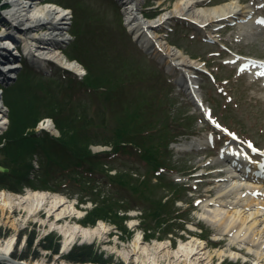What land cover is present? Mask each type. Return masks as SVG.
<instances>
[{
    "label": "rangeland",
    "instance_id": "1",
    "mask_svg": "<svg viewBox=\"0 0 264 264\" xmlns=\"http://www.w3.org/2000/svg\"><path fill=\"white\" fill-rule=\"evenodd\" d=\"M6 1L0 0V18ZM176 1L166 0L163 7L167 9L162 11L157 0H144L137 15L154 19L171 10ZM226 1L205 3L210 6ZM119 2L57 0L70 8L66 26L69 33L65 31L68 39L58 44L63 55L79 58L84 64L95 59L96 66L93 62L90 66L93 77L100 76L98 67H108L113 76L108 79V89L102 86L105 78L101 76L97 79L100 82L88 84L87 70L76 73L58 63L31 68L24 59L13 71L3 65L10 61L8 58L0 61V74L7 72L3 78L6 81H0L5 85L0 101L13 103L18 113L29 114L32 109L39 118L32 138L42 143V148L38 146L19 158L12 151L0 149V165L8 168L7 172L0 171L6 175L0 190L20 196L28 191L61 195L67 201L61 209L75 207L79 214L57 222L29 210L13 213L0 205V244L14 239L9 252L0 253V257H7L0 258V262L13 264L8 258H14L28 264H151L154 260L157 264H220V259H225V264H264L263 190L257 187L258 179L250 176L242 186L236 183L238 186L224 190L232 179L219 160L231 137L239 143L234 147L244 161L254 166L260 162L264 170L263 80L252 81L249 73L238 70L237 63H228L232 56L264 60V29L256 27L241 35L237 26L226 23L215 31L219 36L213 41L206 37V29L176 18L155 30L166 33L171 44L206 66L192 72L198 86L196 93L201 97L197 100L166 66L156 61L145 44L141 46L131 30L135 22L127 24L126 10L123 14ZM238 2L260 5L256 15L264 13V0ZM77 24L81 27L78 49L73 36ZM96 28L99 32H94ZM121 60H126L128 70L144 66L146 70L149 66L156 74L157 91L145 98L148 104L140 112L132 108L128 97L118 95L117 90L113 93L117 84L114 79L122 72ZM151 103L153 106L146 108ZM6 108L8 120L11 112ZM27 114H21L22 119ZM60 114L65 116L63 125L69 128L68 135L73 134L79 146L97 154L92 161L75 166L73 160L62 156L64 153L54 154L43 141L42 131L50 137H61L55 122ZM8 122L0 127V141L7 136ZM47 123L53 124L54 131L44 128ZM120 131L132 135L123 148L117 146L116 134ZM193 139L197 141L189 144ZM154 145L158 147L154 154L157 161L149 165L143 151ZM241 145L261 154L262 160H256ZM102 207L104 218L99 215L91 224L87 212ZM66 222L85 227L103 223L106 230L92 239L78 236L66 250L64 234L57 228ZM52 234L58 239L57 253L48 248L51 240L47 238ZM138 238L142 247L134 249L133 241ZM156 243L163 245L160 250H155ZM232 244L244 250H231ZM78 245L94 247L92 262L67 260ZM14 253L28 255L29 259L15 258ZM212 257H216L215 263Z\"/></svg>",
    "mask_w": 264,
    "mask_h": 264
},
{
    "label": "bare ground",
    "instance_id": "2",
    "mask_svg": "<svg viewBox=\"0 0 264 264\" xmlns=\"http://www.w3.org/2000/svg\"><path fill=\"white\" fill-rule=\"evenodd\" d=\"M43 0H7L2 8L1 24L3 27L0 32H3V40H0V61L7 59L8 56H14L17 60V54L12 53L8 47L14 44L11 38H20L24 41L25 46H28L31 54L29 55L31 63L39 65V61L42 64L58 63L60 67L64 69H70L76 73H85L86 69L77 60L66 58L63 55L61 47H56L55 53H51L49 45L59 44L65 42L68 37L65 34L68 16L67 9L63 10V5L54 4L55 2H42ZM52 1V0H51ZM144 0H120V7L124 8L123 14L126 10V16L128 18L127 24H135L131 26V30L135 32L137 39L141 46L145 44L148 47L147 51L158 61L166 66V69L176 76L177 80L186 87V90L200 99L197 95V85L192 75L193 69H204L206 66L199 63V61L190 58L179 46L171 44L166 39V33L156 32L155 30L163 27L165 24L174 21L176 18L187 20L189 23H193L196 26L202 27L207 30V38L209 40H216L218 33H215L218 29L226 26V23L237 26L241 31V35L247 34L251 29L256 27L264 29V13L256 15V12L260 11L261 6L255 5H241L238 0H229L222 3L206 6L205 0H177L173 8L163 14L158 15L154 19H146L142 15L137 14L141 11V3ZM160 5L159 8L166 10L167 7H163V3L166 0H157ZM260 1V0H258ZM42 4V5H37ZM54 4L56 7H52ZM51 5V6H50ZM53 5V6H54ZM4 13V14H3ZM141 14V13H140ZM0 27H2L0 25ZM15 29H19L16 33H10L11 37L4 38L9 35V31L12 32ZM212 29V30H211ZM7 30V31H6ZM249 30V31H248ZM69 33V30H68ZM9 38V39H8ZM53 46V45H51ZM58 48V49H57ZM33 54V55H32ZM37 58V59H35ZM228 63H237V68L241 73H249L251 80L257 82L263 80L264 85V60L252 59L250 57H242L236 59L232 56ZM11 61L4 63L6 67H10ZM201 100V99H200ZM7 105L4 101H0V127L3 126L7 120ZM6 117V119H5ZM49 131H54L52 123L44 125ZM228 147L223 149L220 153L222 163L226 165L225 173L227 177H232V181L224 187V190L234 188L236 183L244 184L249 176L258 179L257 187L261 188L264 194V171H258L257 167L260 162L255 163L254 166L244 161L238 152H236L235 145H239L236 140L231 137ZM205 140V139H203ZM197 141L191 140L189 144ZM243 149L249 150L251 156L256 157L258 161L262 160L263 156L254 151H250L246 145H241ZM224 170V169H223ZM260 170V168H259ZM246 183V182H245ZM237 189V188H235ZM243 188L239 187V190ZM255 193V192H254ZM66 198L61 195H53L46 191H28L27 195L20 196L14 192L6 190H0V205L2 208H7L13 213H17L23 210H29L31 214L47 215L49 219L64 220L72 218L75 215H79L76 208L66 207L61 209L66 203ZM247 218H243L245 221ZM59 228L64 234L63 248L69 249L71 243L78 236L84 238H93L99 236L105 229L103 223H99L93 227H85L79 223L71 224L66 222L65 225H61ZM14 239L11 238L5 243L0 244V253H8L13 245ZM134 249H139V238L133 241ZM155 250H160L162 244L156 243L153 245ZM231 250L242 251L243 248L237 245H230ZM143 249H147L143 248ZM192 251V250H191ZM216 257H212V263H215ZM220 264H225V259H220ZM151 264H157L154 260ZM177 264H183L179 262Z\"/></svg>",
    "mask_w": 264,
    "mask_h": 264
},
{
    "label": "trees",
    "instance_id": "3",
    "mask_svg": "<svg viewBox=\"0 0 264 264\" xmlns=\"http://www.w3.org/2000/svg\"><path fill=\"white\" fill-rule=\"evenodd\" d=\"M73 17H76L75 13H73ZM80 29L81 27H79L78 24L76 28L74 27L75 33L73 34V36H74V39L76 40L78 37L77 33L79 34ZM96 31L99 32V29L96 28L94 32ZM102 36L103 35H101V37ZM78 39L82 40V38H78ZM75 48L76 49L80 48V43L78 42V40L75 42ZM104 58L107 60V56H104ZM74 59L81 62L83 66L86 68L87 72L88 73L90 72L86 79V82L88 84H93V83L96 84V82H100L97 79H99L101 76L102 80H104L105 78V80L103 81L105 82V84H102V81H101L102 86L105 89L109 88L110 81L108 79L110 78L111 74H110V70L108 69V67L106 66H104L103 68L98 67L99 69L97 68V70L99 71L100 76L93 77L91 75L92 68H90V66L92 62L96 66L95 59L87 63L89 66L87 64H84L81 60H79V58L74 57L73 60ZM125 62L126 60L124 62L121 60L120 70L122 72L118 73L117 79L116 78L114 79L117 81V84L115 85L116 87L113 88V93L115 94L117 90L118 95L128 97V99L130 100V105H133L132 108L140 112L142 111V109H144L143 106H146V103L148 104V102H144L146 101L145 98L152 92L155 93L157 91V86H156L157 77L154 72V69L150 68L149 66L146 67V70L143 69L145 66L138 67L137 69L128 70V68L125 65ZM148 72H153V74L148 75ZM104 75H106V77H104ZM135 79H137L138 83H136ZM149 83L152 85H149ZM121 91L124 94H119ZM158 102L159 101H157V103ZM17 103L18 102L16 101L15 104ZM6 105L8 107V110L11 113L8 117L9 125L7 128L8 129L7 136L4 137L3 140L0 141V149H4L7 153L12 151V155H14L15 158H19L25 153L32 152L31 150L34 151V148L37 149L38 146L42 144V143H39L38 139L35 140L32 138L34 137L33 136V133L35 132L34 129L36 127V124L38 123L39 118H36V115H34V112L32 109L28 110L29 114H27L26 112L18 113L17 108H15V106H12L13 103L7 104L6 102ZM152 106L153 104L151 103L150 106H147L146 108L152 107ZM14 112L18 118L14 116L13 114ZM21 114H27V117L22 119ZM33 115L34 117L30 119V117H32ZM64 118L65 116L63 114H60L55 119V122L57 123L56 125L62 134L60 138H54L52 136L50 137V135L47 132L42 131L43 132L41 133L43 135L42 139L44 142L48 143V145L51 147V150L54 154L64 153L65 155L62 154V156L69 158V160H73V163L75 164V166H79V167L81 165L83 166L85 163L92 161L97 156V154L91 152V150L88 149V147L79 146L78 140H76V138L73 139L72 137L73 134L71 136L68 135L69 128L63 125V120H65ZM116 135L118 137L117 146L121 145V148H123V146L126 145L125 143L130 142L132 139L131 137L132 135H128L124 131H120ZM122 144H125V145H122ZM39 147L42 148V146H39ZM44 149L46 148L43 147V150ZM157 150H158V147L156 145L144 148V151H143L144 156L149 162V165L157 161L156 157L154 156ZM48 156H50V154H48ZM100 156H103V155H100ZM53 158H55V156ZM46 159H48V157ZM55 159H52L51 161L54 162ZM28 164L32 168V165L30 163ZM5 176H6L5 174L0 173V185L2 184L3 182L2 180ZM131 188L134 190L137 187L131 186ZM87 213H89V215L91 216L89 217V220H90L89 222L91 224H95V222L99 218V215H102L106 212L104 211V207H102L98 210L96 209L91 210V212H87ZM102 218H104V216ZM47 239H49V241L51 240V246H49L48 248L57 253L59 250V244H57L58 239H56L55 235L53 234L51 235V237L49 236ZM95 255L96 253L94 252L93 246L78 245L73 248L72 254L67 257V260L74 262V263L92 262V259H94ZM13 256L19 259H26V260L29 259L28 255H18L17 253H14ZM71 256L72 257L75 256L77 258H72ZM0 264H6V263L0 262Z\"/></svg>",
    "mask_w": 264,
    "mask_h": 264
},
{
    "label": "water",
    "instance_id": "4",
    "mask_svg": "<svg viewBox=\"0 0 264 264\" xmlns=\"http://www.w3.org/2000/svg\"><path fill=\"white\" fill-rule=\"evenodd\" d=\"M0 171L2 172H7L8 168L7 167H3L0 165ZM2 256V255H1ZM0 258H7L6 256H2ZM8 260H10L13 264H28L22 260H18V259H14V258H8Z\"/></svg>",
    "mask_w": 264,
    "mask_h": 264
}]
</instances>
